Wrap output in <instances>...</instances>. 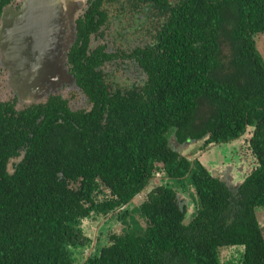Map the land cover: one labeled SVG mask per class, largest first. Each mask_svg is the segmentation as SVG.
Returning <instances> with one entry per match:
<instances>
[{"label":"trees","instance_id":"1","mask_svg":"<svg viewBox=\"0 0 264 264\" xmlns=\"http://www.w3.org/2000/svg\"><path fill=\"white\" fill-rule=\"evenodd\" d=\"M95 7L78 23L70 58L93 112L53 100L47 113L29 114V131L0 132V264H222L220 250L236 246L241 264H264V62L253 41L264 15L255 1L182 0L168 30L134 55L148 80L127 92L103 82L107 54L92 50L91 37L107 17ZM248 127L259 167L235 194L185 155L195 142L228 144ZM18 148L25 161L10 175ZM158 173L167 179L142 205L147 228L131 208L117 215ZM191 186L201 210L185 227L178 192ZM112 214L125 232L88 257L84 220Z\"/></svg>","mask_w":264,"mask_h":264},{"label":"flooded vegetation","instance_id":"2","mask_svg":"<svg viewBox=\"0 0 264 264\" xmlns=\"http://www.w3.org/2000/svg\"><path fill=\"white\" fill-rule=\"evenodd\" d=\"M6 5L0 14V111L6 119H0V132L11 134L29 131V114L33 111L47 113L51 101H64L73 112L92 113L95 102L91 100L77 84L72 71L71 51L77 42L80 20L100 4V15L107 17L99 27L97 33L91 37V48H103L107 59L101 67V76L111 91L118 89L130 91L143 88L148 76L138 65L137 56L140 49L148 46L157 37V33L167 31L170 27L176 6L182 0H3ZM255 1L258 11L264 15V0ZM41 7V9H40ZM39 16V17H38ZM54 21L55 25L51 26ZM125 23V24H120ZM121 26L123 33H139L138 38L128 47L119 46L113 38V28ZM253 41L258 55L264 62V22L257 25ZM58 31V44L48 48V55H52V69L44 70L36 66L38 55L43 47L44 38L52 36V31ZM157 35V36H156ZM47 43V42H46ZM52 48V49H51ZM223 56L228 55L226 46L220 48ZM119 73L121 77H117ZM35 82L32 92L39 93L41 85L45 84L46 91L37 97L25 98V85ZM17 84V88L15 89ZM37 97V98H36ZM25 113V120L18 121L16 116ZM9 117V121H8ZM255 135V128L248 127L247 131L238 139L228 144H210L205 147V141L195 142L189 152V158L200 161L206 171L215 179L225 183L234 194L239 191L244 180L251 176L259 167V161L254 156L251 140ZM18 143V141L16 140ZM192 142V143H194ZM188 141L186 144H192ZM203 145V148H202ZM25 147V142H24ZM17 157L10 159L7 172L13 175L16 168L25 161V149L18 148ZM166 176L158 173L149 185L138 194L129 204L118 209L116 214L131 208L132 216L143 229L147 228L142 218L141 208L147 202L149 194L164 184ZM156 182V184H155ZM108 192V191H107ZM177 206L184 213V226L189 227L197 218L201 210V200L194 187L188 191L178 192ZM113 214L101 218L98 222L86 219V231L94 230L93 243L100 240L108 243L109 236L117 233L122 235L126 226L122 221H113ZM96 223L95 229L91 226ZM108 226L106 235L102 237L103 226ZM116 225L121 230L116 229ZM91 227L93 229H91ZM113 227V228H112ZM96 245L87 251L93 252ZM243 246L222 248L220 254L222 264H241L244 257Z\"/></svg>","mask_w":264,"mask_h":264},{"label":"rangeland","instance_id":"3","mask_svg":"<svg viewBox=\"0 0 264 264\" xmlns=\"http://www.w3.org/2000/svg\"><path fill=\"white\" fill-rule=\"evenodd\" d=\"M40 9H41V7H40ZM120 24H125V23H120ZM54 25H55V22L52 21L51 26H54ZM51 31L53 32L52 36L50 35V37H47V35H46V37L44 38L43 47L41 49V52L38 55V61L36 64V66H41V68L44 70L52 69V61H50V59L52 58V55H48L47 51H50L48 49L50 47L54 48L55 43L58 44V41H59L58 31L57 30L54 31L53 29H51ZM139 35H140L139 33H134V32L133 33H123L121 26H115L113 28V35L112 36H113V38L117 39V43L119 46H123L125 48H128L138 38ZM116 76L121 77L119 73H117ZM16 88H17V84H16L15 89ZM34 89H35V82H31L29 86L25 85V98H28L29 96L32 97L35 94H37L38 95L37 97H39L40 95H42L46 91L47 87H45V84L41 85L39 93L32 92ZM155 184H156V182H155ZM91 226L95 229L96 223H93ZM92 227H91V229H93ZM117 228H118V226L116 225V229ZM107 230H108L107 225L102 227V230H101L102 237L106 235ZM117 230L120 231L121 228H118ZM88 232H89V235H91L93 237L94 230H89ZM106 245H107V242L105 243L103 241V239L100 237L98 248L104 247Z\"/></svg>","mask_w":264,"mask_h":264},{"label":"water","instance_id":"4","mask_svg":"<svg viewBox=\"0 0 264 264\" xmlns=\"http://www.w3.org/2000/svg\"><path fill=\"white\" fill-rule=\"evenodd\" d=\"M257 216H258V219H259V224L261 226V228L263 229V235H264V209H260L257 211ZM96 244V240L94 242L93 245ZM91 255V252L89 253L88 257Z\"/></svg>","mask_w":264,"mask_h":264}]
</instances>
